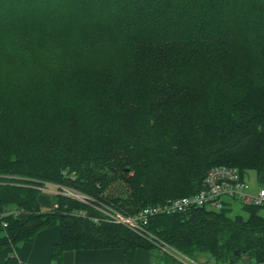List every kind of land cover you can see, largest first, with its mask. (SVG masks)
<instances>
[{
	"label": "trees",
	"instance_id": "trees-1",
	"mask_svg": "<svg viewBox=\"0 0 264 264\" xmlns=\"http://www.w3.org/2000/svg\"><path fill=\"white\" fill-rule=\"evenodd\" d=\"M220 165L254 171L264 188V0H0V249L57 225L53 264L103 248L174 262L123 225L78 214L94 213L87 204L45 194L41 210L39 188L132 215L198 192ZM232 201L153 215L147 230L216 264L264 260V210L231 216Z\"/></svg>",
	"mask_w": 264,
	"mask_h": 264
},
{
	"label": "built area",
	"instance_id": "built-area-1",
	"mask_svg": "<svg viewBox=\"0 0 264 264\" xmlns=\"http://www.w3.org/2000/svg\"><path fill=\"white\" fill-rule=\"evenodd\" d=\"M39 189L45 194H59L89 205L94 211L93 214L90 215L85 211H79L77 213L88 216L95 222L103 220L121 224L148 239L157 247L160 254L167 253L174 261L164 262L163 260H152L150 264H216L212 259L206 257L193 258L188 256L166 242L158 240L154 235H151L150 231L147 230V223L153 215L184 212L192 206H205L210 209L219 210L228 200L238 201L240 204L245 205L260 206L264 210V188L257 187L255 190H251V187L241 177L237 168L225 165L210 168L203 179L202 188L198 192L188 196L169 199L160 204L143 207L132 215L123 214L109 204L96 202L86 193L72 187L52 183L45 184ZM243 255L247 259L248 256L246 254ZM239 261V264H264V260L256 262L252 260L247 262L246 260L242 262L240 259Z\"/></svg>",
	"mask_w": 264,
	"mask_h": 264
},
{
	"label": "crops",
	"instance_id": "crops-1",
	"mask_svg": "<svg viewBox=\"0 0 264 264\" xmlns=\"http://www.w3.org/2000/svg\"><path fill=\"white\" fill-rule=\"evenodd\" d=\"M42 195V194H41ZM38 196L40 207L50 206V198L43 194ZM59 227L57 225L39 231L32 242H22L18 245H8L0 249V257L14 255L21 262L34 264H53L50 250L53 243L59 240ZM241 261H251L241 255ZM152 256L148 250L135 249L133 258L125 260L121 248L78 249L67 250L62 253L61 264H150Z\"/></svg>",
	"mask_w": 264,
	"mask_h": 264
},
{
	"label": "rangeland",
	"instance_id": "rangeland-1",
	"mask_svg": "<svg viewBox=\"0 0 264 264\" xmlns=\"http://www.w3.org/2000/svg\"><path fill=\"white\" fill-rule=\"evenodd\" d=\"M244 179L249 184V186L251 187V190H255L258 187L254 171H248L247 174L245 175ZM43 194H45V193H43ZM41 210H47V208L42 206ZM235 214H240L243 216L245 215V211L242 209L241 204L238 201H235V202L232 201L231 210L229 211V215L233 216ZM151 235H154V234L151 233ZM154 237L157 238L155 235H154ZM201 256H205V255H200L199 257H201Z\"/></svg>",
	"mask_w": 264,
	"mask_h": 264
},
{
	"label": "water",
	"instance_id": "water-1",
	"mask_svg": "<svg viewBox=\"0 0 264 264\" xmlns=\"http://www.w3.org/2000/svg\"><path fill=\"white\" fill-rule=\"evenodd\" d=\"M234 254H235V255H238V251H235Z\"/></svg>",
	"mask_w": 264,
	"mask_h": 264
}]
</instances>
